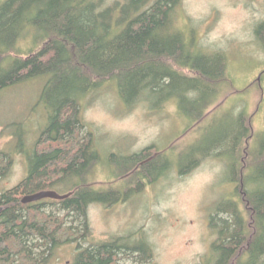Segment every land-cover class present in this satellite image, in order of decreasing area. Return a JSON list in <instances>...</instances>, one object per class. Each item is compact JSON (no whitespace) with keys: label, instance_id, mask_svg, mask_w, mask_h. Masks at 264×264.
Listing matches in <instances>:
<instances>
[{"label":"trees","instance_id":"trees-1","mask_svg":"<svg viewBox=\"0 0 264 264\" xmlns=\"http://www.w3.org/2000/svg\"><path fill=\"white\" fill-rule=\"evenodd\" d=\"M181 1L125 0L102 11L103 0H7L0 6V94L27 80L48 76L42 101L50 111L49 124L39 143L57 145L48 151L37 148L30 157L28 177L16 188L0 193V207L4 208L0 215V264H16L21 256L22 264H45L61 245L75 243L78 253L74 264H118L122 239L98 245L90 242V206H109L121 194L87 184V176L101 155L92 132L87 131L82 138L87 126L81 100L100 85L115 81L129 107L144 101L159 110L175 101L181 113L194 124L200 123L217 103L215 96L221 88L231 83L228 59L223 52L189 49L182 34L173 28V14ZM31 28H35L37 42L45 45L22 56L17 44ZM257 34L264 46V23ZM238 128L237 132H227L213 149L229 142L234 157L228 162L229 172L234 180L240 173L255 227L248 234L241 217L224 224L219 230L221 239L214 244L219 256L215 264L233 259L236 264H264V186H260L259 177L250 180L243 170L238 172L235 148L242 139L251 137L242 116ZM149 151L127 157L122 165L131 169L139 166L136 175L147 178L172 169L162 157L149 159ZM208 153L198 150L194 156L198 160ZM11 165L10 155L0 152V180L8 176ZM52 165L62 166L59 175L51 174ZM77 179L79 184H75ZM59 183L67 185L60 194H72L70 197L22 203L26 196L60 189ZM249 183L254 184L253 190L245 191ZM224 203L231 204L234 214L241 213L238 202ZM55 205H59L62 217L46 212ZM87 242L89 246L81 248ZM9 245L16 250L12 252ZM39 248L41 255L36 253ZM138 250L144 255L143 245ZM12 253L14 259H10Z\"/></svg>","mask_w":264,"mask_h":264},{"label":"rangeland","instance_id":"rangeland-1","mask_svg":"<svg viewBox=\"0 0 264 264\" xmlns=\"http://www.w3.org/2000/svg\"><path fill=\"white\" fill-rule=\"evenodd\" d=\"M6 1L0 0V6ZM124 1L103 0L99 11ZM262 23L264 0H182L176 8L173 28L190 50L223 52L228 59L231 83L221 88L215 96L217 103L198 124L181 113L175 101L159 110L144 101L129 107L115 81L100 85L81 100L87 126L82 138L92 132L101 155L87 184L121 194L109 206H90V242L98 245L122 239L132 247L145 248L144 255L136 250L121 252L118 264H215L219 256L214 244L220 241L224 224L241 217L248 234L254 232L255 223L241 193L240 173L234 180L229 172L228 162L234 160L231 146L224 142L220 149L213 148L223 142L227 132L239 130L242 116L251 137L235 148L238 172L243 170L250 180L259 177L264 186V46L257 34ZM34 29L17 44L18 54L27 56L44 47V42H37ZM48 80V76L33 78L0 94V152L9 154L12 162L8 176L0 180V193L16 188L28 177L30 157L37 148H57L56 144L39 143L49 124L50 111L42 101ZM146 150H150L149 158L159 153L156 158L168 161L172 169L147 178L122 165L127 157ZM198 150L210 151L196 160ZM61 165H52L51 174L59 175ZM253 186L249 183L244 190L251 191ZM65 187L59 183L56 192L62 193ZM230 200L238 202L241 213L234 214L231 204L224 203ZM46 210L63 215L59 205ZM9 246L12 252L16 250ZM87 246L88 242L81 248ZM36 253L41 255L42 249ZM77 253L76 243L61 245L45 264H74ZM22 260L21 256L16 264ZM227 264H236V259Z\"/></svg>","mask_w":264,"mask_h":264},{"label":"water","instance_id":"water-1","mask_svg":"<svg viewBox=\"0 0 264 264\" xmlns=\"http://www.w3.org/2000/svg\"><path fill=\"white\" fill-rule=\"evenodd\" d=\"M71 195L72 194L61 195L57 193L56 191H44V192L34 194L32 196H26L23 199L22 203L29 204V203H34V202H38V201L45 200V199L64 200L70 197ZM3 211H4V208L0 207V215L2 214Z\"/></svg>","mask_w":264,"mask_h":264},{"label":"flooded vegetation","instance_id":"flooded-vegetation-1","mask_svg":"<svg viewBox=\"0 0 264 264\" xmlns=\"http://www.w3.org/2000/svg\"><path fill=\"white\" fill-rule=\"evenodd\" d=\"M160 154L159 153H157V154H155V156L154 157H158ZM154 157H152V158H154ZM151 158V159H152ZM150 159V158H149ZM146 162L145 163H147L148 161H150V160H145ZM144 164V162H141L140 163V165L142 166ZM137 169H140V167L138 166L137 168H135L133 171H135V170H137ZM132 171V172H133ZM241 185V193L243 194V184H240ZM30 244V243H29ZM119 244V252H118V254H120L121 252H123V251H128V249H130V251L129 252H132V251H134V250H136L137 252H140V250H138L139 248H140V245H137L136 247H132V245L130 244H123V243H121V245H120V243H118Z\"/></svg>","mask_w":264,"mask_h":264}]
</instances>
